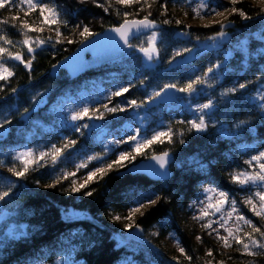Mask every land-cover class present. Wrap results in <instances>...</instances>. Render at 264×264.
Masks as SVG:
<instances>
[{"label": "trees", "instance_id": "1", "mask_svg": "<svg viewBox=\"0 0 264 264\" xmlns=\"http://www.w3.org/2000/svg\"><path fill=\"white\" fill-rule=\"evenodd\" d=\"M47 1L54 7L58 6L62 19L68 22V27L61 26L62 31L73 42L68 43L67 40L60 44L53 43L46 48H36L30 71L18 61L5 59L6 65L14 74L0 82V88H3L0 91V119L11 120V124L6 125L8 134L0 139V161H3L0 164V190H5L10 183L12 192L4 201H0V264H28L41 254L55 256L56 250L66 247L75 248L77 259L83 264H120L130 255H134L137 264H167L169 257L163 250L154 252L131 243L118 247L113 239L114 217L137 205L136 201L143 194L151 195L156 203L146 208L135 219V223L143 229L144 239L156 246L157 242L152 240L154 238L151 235L154 227L162 223L176 224L180 210L196 198L201 186L215 185L233 194L238 191L230 183L228 175L234 170L242 169L236 168L235 164H240V161L233 155L232 149L240 139L250 144L264 141V113L247 99L257 86L264 83V54H259L260 50L264 51V16L258 15L264 6H259L252 0H238L235 7L243 9L251 19H242L231 12L223 19L225 24L231 25L226 31L235 41H241L244 35L251 37L250 50L257 51V54L246 59L230 43L218 52H203L199 57L194 55L195 59L191 62L177 63L190 55L185 53L184 57H176L169 64L175 50L185 47L198 50L200 43L209 41L208 37L214 36L220 30L219 23L191 26L184 19L181 9L191 0H156L151 9L145 8L144 11H139L138 4L120 6L110 0L112 6L107 12L96 7L91 0L84 4L79 3V0ZM161 4L167 6L166 12L161 9ZM232 6L225 4L228 8ZM148 11L152 13L149 18L161 25L159 32L162 35L157 44L159 61L155 67H145L141 55L132 53L121 61L88 72L76 80L65 71L52 77L53 65L57 66L81 45L76 25H87L92 32L101 34L110 27L119 25L124 12L132 13L129 19H139ZM0 19L14 22L6 9L0 10ZM166 19L170 21L168 24L163 23ZM3 27L2 32L7 33L13 40L23 39L19 31L9 24L0 26ZM146 36L135 40L134 45H144ZM10 50L20 51L25 59L30 58L26 48L19 43ZM232 51L236 53L227 58ZM215 63L221 64V79L215 81L213 87H205L203 94L191 100L204 103L207 99H213L216 108L212 110V119L238 135L223 139L216 128L198 134L194 130L189 131L185 123L173 122L172 130L175 135L172 142L154 145L151 153L167 151L173 158L174 176L170 181L154 182L141 175L121 176L120 173L126 171L125 169L107 173L103 180L90 184L87 190L94 189V192L88 197L83 195L84 190L79 193L67 191L66 182L56 184L55 187H46L54 183V173L48 168L30 169L25 176L19 178L7 171L16 163L11 156L13 146L23 142L29 133H34L33 139L38 134H43V128L54 123L48 112L53 102L80 89L86 82L105 80L114 85L129 87L124 99H136L139 102L165 84L177 83L182 86L189 78L200 75ZM141 80L144 81L143 84ZM239 83H247L248 87L236 94L221 96L225 88ZM12 88L17 91L11 92ZM230 101H235V104ZM26 108L29 110L27 113L24 112ZM240 121L247 123L237 127ZM248 129L253 131L249 132ZM71 138L77 141V146L80 145L79 137L74 135ZM180 139L185 143L181 144ZM85 143L90 150L97 149L91 141ZM143 160L139 158L137 161ZM199 164L204 165L203 170ZM36 181L40 183L37 184ZM144 203L147 204L146 201ZM70 208L87 213L88 216L84 220L68 221L63 217V210ZM5 213H10L11 218L2 220ZM247 215L257 226L264 225L249 213ZM13 224L22 228L23 233L11 234L10 226ZM182 236L186 253L193 258L190 264H201V246L195 244L193 238L186 233L182 232ZM129 245H133L137 252H130ZM232 256L242 264H249V261L264 264V256L249 257L239 252Z\"/></svg>", "mask_w": 264, "mask_h": 264}, {"label": "snow or ice", "instance_id": "2", "mask_svg": "<svg viewBox=\"0 0 264 264\" xmlns=\"http://www.w3.org/2000/svg\"><path fill=\"white\" fill-rule=\"evenodd\" d=\"M88 0H79V3H87ZM119 5L132 6L139 5V11H144L145 8L151 9L152 3L156 0H115ZM91 3L98 8H102L105 12L109 11L111 8L110 0H91ZM238 3V0H231L233 5L231 8L224 7L222 4H213L212 0H198L194 7L191 8L194 18H205L207 15H220L218 9L223 7L225 12H231L232 14H238L242 19H251L243 9L235 7ZM16 7L18 10L24 12L25 17L30 16L34 12H38L40 23L47 25L49 27L56 25L57 27L52 30L56 33V42H60V38L63 36V33L60 31L59 26L63 25L68 27V22L62 19V14L59 11L58 6L53 7L50 3L44 2V0H0V9ZM163 11H167V6L165 4L160 5ZM120 15V13H117ZM187 14V13H185ZM132 13L124 12L123 20L119 25L112 26L106 31L116 33L120 40L123 41V45L128 48H134L138 52L143 54V57L146 61L151 62L154 57H159V48L157 47L158 42L161 39V33L156 31V21L150 19L152 15L151 11H148L146 15L142 18H132L129 19ZM258 15L264 16V9L258 13ZM19 17H11L12 21L18 20ZM170 21L167 19L163 21L164 24H168ZM176 23H181V21H176ZM231 23V21H228ZM8 19H0V25H8ZM208 26V25H206ZM220 30L215 33L214 36L208 37L209 40L215 41L217 38H223L226 35L224 28L226 26L224 21L219 22ZM11 27L16 28L15 23L11 24ZM76 30L78 35L81 37L80 43L84 44L89 40L90 37L99 35L98 33L92 32L91 28L87 25H76ZM142 30H149L150 34L146 36V46L140 45L136 46L130 43V38L136 34L140 33ZM43 32L42 27H32L26 21L21 22L19 25V34L22 35L23 39L16 41L10 38L7 33L0 31V81H6L14 73L10 67L5 63V59L18 61L29 71L32 68V60L35 58L33 55L36 51V48L41 47L42 45L48 43L53 38L51 36L41 39L37 35L34 39L28 35V33ZM181 35H187V33H181ZM264 38V37H262ZM114 39V38H110ZM199 39V38H197ZM72 43V40L67 41ZM20 44L23 48H26L27 53L29 54V59H25L24 55L20 51L13 52L10 49L15 47L17 44ZM200 49L193 50L192 48H183L180 50H175L172 54V58L169 60V64L172 63L176 57H184L185 53L190 54L185 59L177 61L178 64H182L188 59H191L193 55L199 54ZM56 65H53L55 68ZM147 67H151V64H147ZM221 67L220 63H215L208 66L200 75H194L192 78H189L182 86L177 83H169L161 86L158 90L153 91L144 101L137 100H128L127 106L131 108L139 109L145 104L150 103L156 98H161L165 100L168 90H175L180 93L186 94L189 98H195L203 94L205 87L211 88L214 85L215 81L220 79L219 69ZM260 79L259 77L257 78ZM144 81L141 80V84ZM248 87L247 83H239L233 87L225 88L221 92V96H228L229 94H236L240 90H244ZM0 91H3V88H0ZM17 89L12 88L11 92L15 93ZM129 92V87H119L118 90L112 92L108 96L109 103H111L112 97H120L123 94ZM164 94V95H162ZM253 104H256L259 101V107L262 112H264V90H258L256 95L251 98ZM109 103L102 104L104 111H101L100 108L90 109L89 107H83L79 111H75L65 120L70 119L71 121H80V120H103L104 113H117L125 111V107L119 104L109 107ZM230 103L235 104V101H230ZM189 108L192 111L194 116L193 119L187 121H181L188 126V130H195L196 132H204L208 129V119L213 116V111L216 108V105L213 99H207L204 103H195L189 100ZM29 110L26 108L24 110L27 113ZM264 119V117H262ZM246 121H240V125L246 124ZM11 120L7 118L0 119V139H3L6 132V125H10ZM65 127L69 126L67 123ZM75 132L83 135V129L88 128H100L99 125L83 123L79 126L72 125ZM223 129V126H221ZM249 132L253 131L248 129ZM135 135H128L127 140H115L110 143L119 145L122 143L130 144V151H120L115 159H106L108 151L111 149L108 148V145H104L105 151L102 154L90 155L81 163L75 166L74 171H65L60 176L54 177V183L46 185V187H55L56 184L62 182V180H70V187L67 191L78 193L83 191L84 196H92L93 190H87L89 185L100 180H103L104 177L112 171L114 168L116 170L125 169L128 163H131L136 159L138 155H146V149H150L153 145L157 143H164L165 141L171 143L175 133L172 128H167L166 130H160L154 132L150 137H140V128L135 129ZM224 135L237 136L238 133H228L227 130H224ZM182 135V134H181ZM181 144H184L185 141L180 139ZM77 144V141L74 139H66L61 146L52 145L51 148L47 151H41L38 154L31 149H26L23 151H18L13 156V160L16 162L11 167L7 169L12 176L23 177L29 170H37L39 168H45L48 166L49 162L52 166L58 164L61 159L64 157V154ZM169 153L167 151L161 152L159 154L153 153L149 158L156 162L159 165L158 172L160 176H166L167 171L166 165L168 163ZM92 161L98 162V166L89 168V163ZM0 164H3V161H0ZM244 164L248 167L245 169L234 170L230 172L229 181L234 184L239 190L247 191L249 186H255L256 191L251 192L248 196L244 198L242 203L245 206L249 207V210L257 217L264 218V151H259L256 155H252L250 159L244 161ZM199 167L203 170L204 165L199 164ZM81 169H88L83 177H78V173ZM37 184L40 181H36ZM204 193V200L199 201L203 207L199 209V215L194 216L193 219L197 221H202L201 228L205 230H211L216 234L218 240L223 244L224 248H232L233 244L237 246L236 250L242 252L243 255L249 257L264 256V225L257 226L253 223L252 220L248 219L245 215L241 214L237 209V200L235 198L229 197V193L222 188L212 185L209 187H204L202 189ZM12 192V185L9 183L6 185L5 190H0V201H4L9 197ZM148 205L156 203V200L152 199L151 195L143 194L141 199L136 201L137 206L129 210L128 215L121 217L115 216L114 219L120 220L124 219L128 221L125 224V229H132L136 227L139 229V225L135 224V214L145 207V202ZM228 206V210L225 211V206ZM216 214H221L218 220H212L210 217L215 216ZM234 223L232 226H229L230 221ZM217 224L218 227L214 228L213 225ZM243 226L250 228V231H245ZM223 229L226 232V235H221L220 230ZM22 234V233H21ZM211 234V233H210ZM198 240H201V237H197ZM178 251L185 255L187 260L191 261L193 258L188 256L184 247H178ZM207 256L211 257L213 252L211 249L206 253ZM66 264H75L72 259L71 254L67 257ZM208 264H212V261H208ZM216 264H224L223 261H218ZM249 264H254V261H249Z\"/></svg>", "mask_w": 264, "mask_h": 264}, {"label": "rangeland", "instance_id": "3", "mask_svg": "<svg viewBox=\"0 0 264 264\" xmlns=\"http://www.w3.org/2000/svg\"><path fill=\"white\" fill-rule=\"evenodd\" d=\"M113 1L115 2V0ZM252 1L258 4L259 6H264V0H252ZM16 2H18V0H16ZM44 2L50 3L47 0H44ZM197 2L198 0L197 1L191 0L187 4H185L184 7L181 9L184 19L187 22H189L191 26H195V25L206 26V25L216 24L219 23L220 21H223V19L227 17L228 12H225L222 7L218 9L220 15H207L203 19L194 18L193 13L191 12V8L194 7ZM212 2L214 5L222 4L224 7L225 4H231V0H212ZM52 6L54 7V5ZM120 6H124V5H120ZM5 9L7 10V14L9 15L10 18L13 16L19 17L18 20L12 22L17 25L15 29H17L18 31L21 22L26 21L32 27L43 28V32L41 33H35V32L28 33V35L33 39L37 35H39L41 39H45L49 36L53 38L51 41L42 45L39 48H46L53 43L60 44L67 40L68 41L72 40L71 37L66 36V33L62 31L61 28L62 25H60L59 28L60 31L63 33V36L60 38V42L57 43L56 33L55 31L52 30L57 26L53 25L49 27L47 25L41 24L40 23L41 18L39 17L38 12H34L30 16L25 17L24 12L18 10L16 7H12L11 9L9 8H5ZM12 23H9L10 27ZM230 26H231L230 24H226L224 28L226 35L223 38H217L215 41L209 40L200 43L198 49H202L204 53L211 51L218 52L224 49V47L228 46V44L232 43L234 49H236L237 51L240 50V54L243 57L245 56L246 59L249 56H252V54H257V51L252 52V50H250L249 41L251 37L249 35H244L241 38V41L239 42L235 41L232 35L226 31L229 29ZM3 30L4 27L0 28V31ZM257 37L259 36L257 35ZM144 46H146V41L144 43ZM133 53H138L141 55L145 67H147V64L149 63L151 64V67H147V68H153L158 64L159 57L158 58L154 57V59L151 62H148L143 57V54L138 52L136 49L133 51ZM235 53L236 51H232L231 53H229L230 55H228L227 58H230ZM261 53L264 54V51L260 50L259 54ZM193 59H195L194 55L192 56L191 59H188L185 62H191L193 61ZM219 70L221 71V68ZM119 87L122 86L114 85L105 80H92L86 82L80 89L76 90L75 92L67 93L61 96L60 98H58L56 101L53 102V104L50 106V109L48 110L54 123L52 125L45 126L42 131L43 134H38L34 139H33L34 133H29L23 142L15 144L11 151L12 158L16 154V152L23 151L26 149H31L38 154L41 151L49 150L52 145L61 146L66 139H72L71 136L76 135L81 140L80 145L77 146L76 144L73 148H70L64 154V157L61 159L60 162H58L57 165L52 166L51 163L49 162L48 166L45 167L53 171L54 173L53 177H56L62 175V173L65 171H74L75 166L81 163L83 160H85L88 156L102 154L105 151L104 145H108V148L111 149L110 151H108L106 159H115L116 155L120 151H130L131 149L129 143H122L119 145H115L110 142L121 139L127 140L128 135L136 134L135 129L137 128H140V137H146V136L150 137L156 131L166 130L169 127L172 128L173 122L187 121L194 118L192 111L188 106L189 100H180L172 104L170 107L164 106V108L158 107L153 109H148L147 108L148 103H147L143 107L136 109L127 106L126 102L128 100L124 99V95L126 94L125 93L120 97H112L111 103H109L108 96L112 92L118 90ZM258 90H264L263 82L261 83L260 86H257L256 90L252 91L251 95L247 96L248 101L252 103L251 98L256 95ZM146 98H144L143 101L146 100ZM191 102L193 104L200 103V102H193L192 100ZM104 103H109V107L119 104L125 107V111L117 112V113L105 112L103 120H94V121H88L86 119L80 121H71L70 119L65 120V118L69 117L75 111L81 110L83 107H89L90 109L100 108L101 111H104L102 108V104ZM255 105L259 107V101H257ZM65 123H67V125L69 126L65 127L64 126ZM83 123L96 124L99 125L100 128L90 127L88 129H83V135L73 130L72 125L79 126ZM208 124L209 127L206 131L204 132H196L195 130L194 131L198 134H204L209 129L216 128L217 132L220 134V136L223 139H229L232 137L231 135H224L223 134L224 130H227L228 133H232V132H230L225 127H223L222 129L221 126L212 119V117L208 119ZM5 134L6 135L8 134V129H6ZM86 141H91L97 147V149L90 150L87 144L85 143ZM166 142L167 141H165L164 143ZM237 142L238 143L236 144V147L232 149L233 155L240 161V164L239 163L235 164L237 169L247 168L248 166L244 164V161L250 159L252 155H256L259 151H264V141H259L250 144L245 142L243 139H240ZM157 144H163V143H157ZM153 146L150 149L145 150L147 153L146 155H138L135 160H133L131 163H128L125 169L129 168L132 165L141 163L142 161L141 162L137 161L139 158H143L144 159L143 161L150 159L149 157L152 155L151 153ZM169 157L171 156L169 155ZM95 166H98V162L92 161L89 163V168ZM40 169H44V168H40ZM125 169H121L119 171ZM87 170L88 169H81V171L77 174L78 177L82 178ZM110 172H118V170L114 168ZM62 182H66L68 188L70 187V180H62ZM232 185L238 191L234 194L229 192L228 193L230 199L235 198L237 200L238 211L241 214L245 215L248 219H250L247 215L249 213L254 218L260 220L264 224V218L255 216L249 210V207L245 206L242 203V201L246 196H248L251 192L256 191L255 186H249V189L247 191H241L234 184ZM204 187H209V186H201L196 198L180 210L178 219L176 220V224L162 223L154 227L153 231L151 232V235L154 238L152 240H156L157 242L156 246L160 249V251L163 250L166 253V255L169 257V259H167L169 263L167 264H186V262L190 264L192 262L187 260L186 256L182 255L178 251V247H184L186 251V246L182 236V232L186 233L189 237L193 238L195 244L201 246V253H202L201 264H208V261H212V264H216V262L218 261H223L224 264H242L232 256L233 253L238 252L236 250L237 246L235 244H233L232 248H224L222 242L217 239L216 234L214 232H211V230H205L201 228L200 225L202 221H197L193 219L194 216L199 215V209L203 207V205H201L199 201L204 200V193L202 191ZM136 206L137 205L133 207ZM149 206L152 205L145 204V207L141 208V210L135 214L134 220L140 214H142L143 211ZM129 210L119 216L121 217L127 216ZM227 210H228V206L226 205L225 211ZM220 215L221 214H216L215 216L210 217V219L218 220ZM86 216H88L87 213L77 211L74 208L63 210V217L68 221L84 220ZM126 223H128V221L124 220L123 218L120 220L114 219L113 221V228H114L113 230L115 233L113 239L118 247L127 246L126 244L128 242L125 241L122 238V236L127 232L136 228L133 227L132 229H125ZM233 223H234V218L233 221H230L229 226H232ZM16 227L17 226L14 224L10 226L11 234H13V230ZM213 227L216 228L218 227V225L214 224ZM243 227L245 231L251 230L247 226H243ZM220 234L226 235V232L223 229H221ZM198 236L201 237L202 239L198 240L197 239ZM128 248L130 252L131 251L137 252L136 248H134L133 245H129ZM209 249H211L213 252V255L211 257L206 255ZM76 252L77 250L75 248L66 247L63 249L56 250L55 256H52L49 253L41 254L38 258L31 260L28 264H66L67 257L69 256V254H71L75 264H83V262L77 259ZM239 253L242 254V252ZM120 264H137V262L134 259V255H130L129 257L123 259L120 262Z\"/></svg>", "mask_w": 264, "mask_h": 264}, {"label": "water", "instance_id": "4", "mask_svg": "<svg viewBox=\"0 0 264 264\" xmlns=\"http://www.w3.org/2000/svg\"><path fill=\"white\" fill-rule=\"evenodd\" d=\"M156 25L157 27L155 30L159 31L161 25L158 22H156ZM148 34H150L149 30H142L140 33H136L130 38V43L134 45L135 40ZM134 50V48H128L124 46L123 41L120 40L116 33L104 31L101 34L90 38L84 44H81L71 56L65 60H62L55 68L52 69L51 75L52 77H56L60 72L65 71L73 80H76L88 72L127 58L133 53ZM202 53L203 50L200 49L199 54L195 56L199 57ZM167 96L168 97L165 100H161L159 97L156 98V100L147 104V108L153 109L161 106H168L180 100L193 99L189 98L186 94L177 92L175 90H168ZM173 162V158L168 157V163L165 169L167 171L166 176H160L157 170L159 169V165H157L156 162L151 159L130 166L126 169V171L121 172L120 175H141L154 182H167L170 181L174 176V170L172 169ZM10 218V213H5L2 216V220H8ZM89 220L93 222V219L89 218ZM13 233L14 235H19L23 233V229L17 227L14 229ZM143 234V229L139 227V229L134 228L133 230L127 232L122 236V238L128 243L149 248L154 252H159V248L146 241L143 238Z\"/></svg>", "mask_w": 264, "mask_h": 264}]
</instances>
